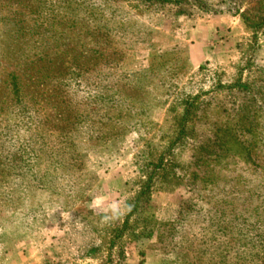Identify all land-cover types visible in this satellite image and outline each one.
I'll use <instances>...</instances> for the list:
<instances>
[{
  "label": "rangeland",
  "instance_id": "1",
  "mask_svg": "<svg viewBox=\"0 0 264 264\" xmlns=\"http://www.w3.org/2000/svg\"><path fill=\"white\" fill-rule=\"evenodd\" d=\"M262 21L0 0V264H264Z\"/></svg>",
  "mask_w": 264,
  "mask_h": 264
},
{
  "label": "clouds",
  "instance_id": "2",
  "mask_svg": "<svg viewBox=\"0 0 264 264\" xmlns=\"http://www.w3.org/2000/svg\"><path fill=\"white\" fill-rule=\"evenodd\" d=\"M101 203H102V201H101L100 199H97V200L94 201V204H95L96 206H100ZM110 207H111V208L113 209V211L115 212V211L119 208V205H118L117 203L113 202V203L110 205Z\"/></svg>",
  "mask_w": 264,
  "mask_h": 264
},
{
  "label": "trees",
  "instance_id": "3",
  "mask_svg": "<svg viewBox=\"0 0 264 264\" xmlns=\"http://www.w3.org/2000/svg\"><path fill=\"white\" fill-rule=\"evenodd\" d=\"M158 1H165V0H158ZM174 2H179L180 0H173ZM231 3V1L229 2ZM234 7H233V10H234V13H236L242 6V3L240 2L239 4H233ZM261 26H264V21H262L260 23Z\"/></svg>",
  "mask_w": 264,
  "mask_h": 264
},
{
  "label": "crops",
  "instance_id": "4",
  "mask_svg": "<svg viewBox=\"0 0 264 264\" xmlns=\"http://www.w3.org/2000/svg\"><path fill=\"white\" fill-rule=\"evenodd\" d=\"M148 263H149V258H147L146 263H143V264H148ZM138 264H139V262H138Z\"/></svg>",
  "mask_w": 264,
  "mask_h": 264
}]
</instances>
